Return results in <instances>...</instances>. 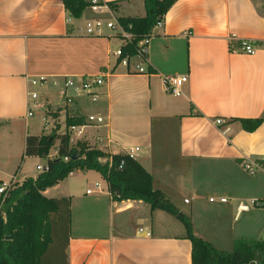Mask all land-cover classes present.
Segmentation results:
<instances>
[{
  "label": "crops",
  "instance_id": "0c3cea01",
  "mask_svg": "<svg viewBox=\"0 0 264 264\" xmlns=\"http://www.w3.org/2000/svg\"><path fill=\"white\" fill-rule=\"evenodd\" d=\"M101 1L117 2V10L89 7L75 19L64 0H0V122L29 120L39 110L47 129L60 127L64 134V126L70 132L69 120L83 118L82 133L76 138L77 132H70L72 147L85 142L109 155H131L183 214L173 193L182 191L184 178L169 174L170 164L182 172L197 168L199 186H209L217 201L187 214L195 235L225 252L236 240L264 239V123L250 133L240 122L264 117V0H178L150 39L144 62L149 74L120 64L116 52L124 42L117 30L105 28L101 36L85 31L88 22L104 16L116 25L120 18L145 17V1ZM244 41L255 55L244 51ZM100 75L104 84L94 102L80 90L81 80ZM167 76L188 77L182 96L165 91ZM40 78L46 81L34 111L31 81ZM68 80L77 88L67 87ZM59 87L66 94L57 92ZM89 116L105 123L88 125ZM247 162L258 165L255 174L246 171ZM6 175L0 170L1 182ZM100 177L106 192L97 182L99 192L74 193L62 186L67 178L44 193L72 200L70 264H192V244L181 221L143 201L113 202ZM16 178L9 182L28 177ZM184 204L190 205L187 199ZM229 219L233 229L251 225L234 233Z\"/></svg>",
  "mask_w": 264,
  "mask_h": 264
},
{
  "label": "trees",
  "instance_id": "16d2710c",
  "mask_svg": "<svg viewBox=\"0 0 264 264\" xmlns=\"http://www.w3.org/2000/svg\"><path fill=\"white\" fill-rule=\"evenodd\" d=\"M144 1L145 17L119 19L125 31L133 35L132 42L122 48L124 56L138 55L139 43L152 36L157 23L178 0ZM64 4L72 18L80 19L91 7V0H64ZM117 4L107 3L113 10H117ZM240 122L245 131L252 133L264 123V117ZM84 125L83 118L69 120L67 129ZM59 131L57 127L50 134L26 138L24 158L47 159V165L36 178L12 180L9 189L0 195V264H70L72 200L48 198L44 193L76 171L99 173L108 184L113 202L143 201L152 211L162 210L181 221L186 239L192 244V264H264V239H239L231 252L217 250L195 235L191 218L154 187L153 176L131 155H109L85 142L72 147L70 132ZM57 142V157L51 159Z\"/></svg>",
  "mask_w": 264,
  "mask_h": 264
},
{
  "label": "rangeland",
  "instance_id": "374dc122",
  "mask_svg": "<svg viewBox=\"0 0 264 264\" xmlns=\"http://www.w3.org/2000/svg\"><path fill=\"white\" fill-rule=\"evenodd\" d=\"M106 18L107 17L104 16V18H101L100 20L105 22V24L110 23L106 21L108 20ZM93 21H95V19L91 20V22ZM111 23L114 22L111 21ZM41 90V85L31 87V91L37 92L38 94H40ZM56 90L57 92H62L63 94H66L65 90H62L60 87ZM30 101L34 103L30 106V108L34 110L35 101ZM44 129L45 118L43 112L39 110L35 111V116L33 118H30L29 120L22 119L16 122H0V170L8 173V175H6L7 177L1 176L5 180L3 182L0 181V185H2V183L9 184V181L11 180V177L13 175H15L17 177L16 179L19 180L25 176L31 177L40 173V171L37 170V166H45L47 160L39 157L24 158V151L26 138L28 136H41L43 134H50L53 131V128H48L46 130ZM63 131L66 132L65 126ZM78 134L79 133L77 132L74 137L77 138ZM52 154H56V148H53ZM105 161L106 159L103 160L104 163ZM170 165L171 172L169 171V174L175 177H179L182 175V177L184 178V188H182V191L180 193H173V195H176L175 199L177 202L181 203L183 211L186 215L190 213L192 207L196 205H207L209 204V200L211 198H217V196L215 195L210 196L213 191L209 190V186L208 188L199 186L200 180L197 168L190 169L189 166L187 170H184L182 172L179 170L177 163H171ZM93 173L95 174L81 173L80 176L69 177L68 180L65 181L62 186L63 188H71L74 193L83 194L87 189L99 192L98 188H96V183L100 182L103 188L102 190L106 192V185L104 181H102L100 175L96 172ZM208 176L209 175H207V178ZM216 178L214 173H212V177L210 179L211 187L215 186ZM185 199L189 201L190 205L184 204ZM227 225L229 226L230 231L234 230V233H239L242 228H245L246 225L250 226L251 224L242 222L241 224H239V227L238 225H236L238 229H233L231 228L232 223L229 219Z\"/></svg>",
  "mask_w": 264,
  "mask_h": 264
},
{
  "label": "built area",
  "instance_id": "2783aa9c",
  "mask_svg": "<svg viewBox=\"0 0 264 264\" xmlns=\"http://www.w3.org/2000/svg\"><path fill=\"white\" fill-rule=\"evenodd\" d=\"M109 6L107 5L106 2H102L101 0H91V9L95 12H101L103 9H107ZM70 21V20H69ZM164 26V18L162 20H160L157 25L155 26L152 36L141 41L139 43V51H138V55L135 57H131V56H124L123 54V47L121 49H119L116 52V56L119 58L120 60V64L128 69H130L132 66L135 67L137 73L139 74H149V71L147 70V68L144 65V62L147 59L148 56V49H149V43H150V39L153 37L154 32L156 29L162 28ZM105 28L108 29H113V30H117L118 31V35L121 37L123 43V46L129 44L132 42L133 40V35L127 31H125V29L120 25V24H114V23H106L101 21V20H95L93 22H88L86 25V34L88 36H101L103 34V30ZM244 51L249 54V55H255L256 54V50L255 48L252 46V44L248 41H244L242 43ZM135 59H140L143 62L138 63V61L136 62ZM104 76H92V77H88V78H83L81 80V86H80V90L86 92L91 99L96 102L100 95L99 92L97 91L103 84H104ZM45 78H40V79H33L31 81L32 86H38V85H43L45 83ZM163 82H164V87H165V91L175 97H180L183 94V87L184 85L188 82V77L187 76H167V77H163ZM67 87H76V83L73 80H68ZM77 88V87H76ZM79 89V88H78ZM29 97L30 100L35 101V107H39L38 103H36L37 99L39 98V94L37 92H30L29 93ZM69 102H71V99L68 100ZM31 102V101H30ZM31 109V108H30ZM29 116H33L32 114V110L29 113ZM105 123V119L101 116H89L88 117V125H94V126H101ZM223 122L222 120H217L216 124L217 125H221ZM86 125V124H85ZM84 126H76V127H71L70 128V132H79L80 134L82 133V128L85 127ZM47 129V126H45V130ZM244 168L246 169L247 172H249L250 174H255L258 168V165L254 164V163H246L244 165ZM38 170H42L44 171V169H42V167H38ZM10 187V183H2V185H0V195L4 194ZM96 187L98 189H101L99 184H96ZM91 191H88V193H90ZM217 199H210V202H216ZM219 201L221 203H228V199L226 198H221L219 199ZM253 203H255L253 201ZM144 232L143 229L139 230V234H142ZM148 237L151 236V233H147L146 234Z\"/></svg>",
  "mask_w": 264,
  "mask_h": 264
},
{
  "label": "water",
  "instance_id": "95a60500",
  "mask_svg": "<svg viewBox=\"0 0 264 264\" xmlns=\"http://www.w3.org/2000/svg\"><path fill=\"white\" fill-rule=\"evenodd\" d=\"M243 208H244V210H246V207L245 206H243Z\"/></svg>",
  "mask_w": 264,
  "mask_h": 264
}]
</instances>
